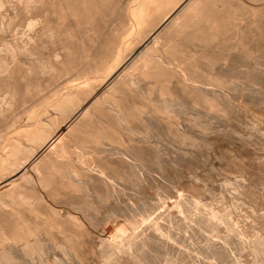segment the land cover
I'll return each mask as SVG.
<instances>
[{"label":"bare ground","instance_id":"1","mask_svg":"<svg viewBox=\"0 0 264 264\" xmlns=\"http://www.w3.org/2000/svg\"><path fill=\"white\" fill-rule=\"evenodd\" d=\"M215 1L0 0V143L9 134L0 151V264H35L34 256L47 260L56 248L76 264H99L97 225L107 213L129 211L122 203L121 185L131 181L146 194L147 185L155 181L150 173L155 166L151 169L143 161L145 154L158 155L156 167L161 175L184 178L182 167L190 161L187 138L212 141L216 147L227 142L242 144L241 138L209 130L215 120L226 121L235 114L230 100L235 89L232 72L237 64L252 65L248 54L263 48L264 24L256 17L248 20L255 40L254 36L243 39L247 27L241 18L253 10L245 4L247 0L222 8H216ZM21 16L28 30L19 36ZM110 16L115 20L109 29L106 18ZM229 30L240 38L222 48ZM78 34L87 43L93 36L98 39L91 54L103 63L96 73H66L72 61L69 47ZM49 41L69 46L53 51V64L43 61L40 54ZM24 57L58 75L28 108L26 118L31 125L22 121L21 110L13 112L26 92L37 90L36 85H28L30 73ZM149 78L158 85L145 87ZM38 99L43 108L36 112ZM154 137H164L173 147L161 150ZM248 148L245 151L254 156V169L264 170L262 155ZM248 180L244 188L250 193L253 180ZM183 194L171 195L159 205L141 237L127 251L118 252L116 264H131L134 248L185 245L187 238L168 224L188 228L187 214L198 230L222 239L206 238L207 253L219 263L241 264L233 251L246 262L248 248L259 252L257 241L252 244L246 230L229 219L223 223L214 206L208 212L191 209ZM257 215L264 229V217ZM159 218L169 222L167 227Z\"/></svg>","mask_w":264,"mask_h":264},{"label":"rangeland","instance_id":"2","mask_svg":"<svg viewBox=\"0 0 264 264\" xmlns=\"http://www.w3.org/2000/svg\"><path fill=\"white\" fill-rule=\"evenodd\" d=\"M230 3L234 7L238 6L237 0H217L215 1L214 5H217L215 6L216 8L219 5L220 7L218 8H222L224 4ZM245 4L253 10H249L247 15L241 18L242 24H245L244 28L247 27L246 30L248 31V33L247 31L246 33L244 32L246 35L243 37V39H249L251 38V36H254L255 40V31H252L253 27L247 26V21L251 20L253 17H256L261 19V21L259 22L262 23L263 21L262 24H264V0H247L245 1ZM212 5L213 4H209V6L213 7ZM209 6H207V8ZM209 9L214 8L209 7ZM0 11L2 12V9ZM24 18V16H21L19 18L20 29H18L17 32V35L20 34L19 36L25 34V32H27L28 30ZM106 20L107 27L110 29L112 24L114 23L113 21L115 20L114 16H110L106 18ZM224 37L225 38L222 39L224 41V43L222 44V48L240 38L239 35H236V32L232 30H229L227 33H225ZM262 37L264 39V30ZM263 39H260L262 41V44H264ZM81 40L83 42H81ZM97 40V37L93 36L91 38V41H89V44L85 41L81 34H78V36H76L74 39V45L72 47L54 44L49 41L46 42L45 46L47 48H50H48L47 50V48L44 47L45 49L43 48L40 54L43 61H45L47 64H53V51L58 52L59 50L62 51V49L69 47L72 52V61L68 66L66 73L79 72V76H85L87 74L96 73L101 69L102 66L103 59L97 55L91 54L93 48L98 43ZM83 48H86L85 52ZM263 48L261 49L262 51L259 50V52L261 51L260 53L255 50L258 54L253 50V52L251 51L252 54H248V58H252L250 60L248 59L249 63L251 62L252 64L250 65L251 67L249 66V68H245L244 66H240V63L237 64L234 68L232 72V79L236 82L232 81L235 89L234 91L232 90L233 95H231L230 100L232 101L231 104L233 103L232 105L235 106L236 112L231 117L227 116L226 121L215 120V122L213 123V128L209 130L211 131V133L216 135H223L225 133L224 135L226 136V138H228L229 136L241 138L242 144H246V146L249 147L248 149L257 151L260 155H262V158H264ZM183 56H186V54H184ZM63 58L64 55L60 57V59ZM26 59L27 58H25L24 61L26 62L28 71L30 73V76L28 77V85H36L37 90L35 92H26L27 95L25 94L23 98L24 100L22 99L15 104L14 107H16V109H14L13 112L21 110L20 114L22 116V121L28 120L29 124L31 125V119L26 118L28 108L34 104L33 101H35L37 97L42 96L40 94H44L45 91L52 85V83H54L56 79H58V75L54 73L51 74L50 72L49 74L48 71L46 72V70L40 68L39 66H37V64L33 62L31 63V60ZM138 67L141 68V66ZM249 69H251L253 72H249ZM137 70L138 69H135V71L137 72H135V75L137 74L136 77L139 78ZM105 75L106 71L103 72V76ZM148 80H150L151 82L149 81L150 83H145L148 82L146 80L144 82V85H146L145 87L149 85H158L155 82L154 78H149ZM40 90L43 92H41ZM30 97L33 99H31ZM36 102H38V104L41 102L39 104L40 109L38 106L36 112L41 111L43 108V101H41V99H38ZM186 115L188 117L190 116V114ZM104 122L106 124L108 123L106 121ZM1 126L2 124L0 125V129ZM113 128L116 129V127ZM6 135L8 136L9 134H4V141L2 140V142L0 143V151L2 150V146L6 141ZM152 139L155 143L158 142L157 140L160 141L156 144H159V147H162L161 150L163 151H169V148L173 147V144L166 140L164 137H154ZM193 141L194 140H192V138L190 137L187 138L185 142V147L189 149L191 153H187L190 161L186 162V165L184 164V166L182 167L185 173L184 178H170L161 175V172L158 171L159 168L156 167L159 166L158 163L160 161L157 160H160V158L157 157L158 155L156 153H150L154 156L151 155L152 157H149L150 154H148L149 156L147 157V154H145V157H143V161L146 164H148L147 162H149L148 165H152L150 166L151 169L152 167L154 168V166L156 169L154 168V171H150L151 175H153V177L155 178V181L147 185V191L145 190L147 196L144 190L139 188L137 184H133L131 181L121 185V194L123 197L122 203L124 206L127 205L126 207L129 209V211H121V214L114 216L110 213H107L102 217V220L97 225V237L99 243L97 242V245L95 246L96 251H94L99 264H116L115 257L118 252L121 253L124 250L127 251L132 246L133 241L138 240L141 237L142 233L145 232V223L151 217H153V215L159 208H161L160 206L165 201L169 200L171 198V195H177L179 193H184L183 195L187 197L188 205L191 209L197 210V208H200V210L208 212L207 210H210L214 206L219 210L220 215L223 217V223L232 220L234 225L237 226L240 230H246V232H248L247 239L250 240L252 244L257 241L256 244L258 243L259 252H255L253 248H248V262H246L244 257L240 256L239 252H232L234 257L242 262L241 264H264V244H262L264 243V229L261 228L259 221L255 217L256 214H258L257 216L262 215L264 217V170L257 171L254 169V167L252 166V162L255 161L254 156L246 154V146H243L242 144L234 145L230 142H227L226 145L225 143H223L221 146L216 147L217 145L213 146L212 141L211 143H208V141ZM168 143H170V145ZM74 154L72 153L70 155H73L76 158L74 161H76L77 156L76 153ZM146 157L148 159H154L155 161L153 162V160H151L152 162H150V160H148ZM145 160H147V162ZM248 179L253 180V185L251 184L250 193H247L246 189L244 188L249 181ZM154 205L160 206L154 208ZM189 216L190 215L187 214L185 218V221L187 220V224L189 226L188 228H181L178 223L171 224L164 218L158 219L161 224L167 227V224L169 223L168 226L171 225V227L177 233H180V236L186 237L187 240L185 242V245L175 244L172 247H170L171 245H167L164 247L159 246V248H155L153 250H148L147 248L143 247H138L136 249L134 248V256L137 258L130 257L131 264H221L214 258L210 257L205 248L207 246L206 238L210 237L214 240L217 239V242H222V239H220V237L216 236V234L211 231L205 229L198 230L195 227L196 224L191 220ZM207 216L209 217V214ZM182 221L184 222V219H182ZM192 229H194L198 233L196 235H193L191 231ZM141 248L144 252L140 250ZM62 253L63 251H61V249L56 248L55 253L47 258V260H43L36 255L32 258V262H34L35 264H76V261L71 260L70 256L68 257L66 254ZM141 254L142 258L138 257V255ZM259 254H261L262 256ZM143 259H145L146 261Z\"/></svg>","mask_w":264,"mask_h":264}]
</instances>
